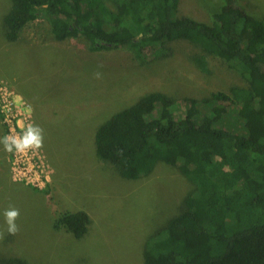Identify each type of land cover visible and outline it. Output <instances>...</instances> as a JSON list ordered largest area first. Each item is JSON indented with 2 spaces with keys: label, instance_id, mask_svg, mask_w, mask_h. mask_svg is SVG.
<instances>
[{
  "label": "rangeland",
  "instance_id": "374dc122",
  "mask_svg": "<svg viewBox=\"0 0 264 264\" xmlns=\"http://www.w3.org/2000/svg\"><path fill=\"white\" fill-rule=\"evenodd\" d=\"M237 2L264 16V0ZM223 3L179 0L176 14L210 22L211 12ZM9 5L10 0H0V139L35 125L42 129L43 147L7 152L0 143V258L28 264H143L145 239L180 209L191 185L165 163L136 179L123 178L114 164L97 158V126L149 92L176 101L195 98L205 109L204 99L212 93L246 86L245 80L224 60L185 40L138 52L128 46L90 50L79 35L55 40L44 17L29 21L16 42H5L1 19ZM199 54L205 55L206 70L195 63ZM39 105L44 120L38 118ZM223 125L235 126L229 116ZM5 126L12 128L9 135ZM17 164L20 179L12 177ZM9 207L20 212L16 235L6 233ZM76 210L90 220L80 238L54 227L60 213Z\"/></svg>",
  "mask_w": 264,
  "mask_h": 264
},
{
  "label": "trees",
  "instance_id": "16d2710c",
  "mask_svg": "<svg viewBox=\"0 0 264 264\" xmlns=\"http://www.w3.org/2000/svg\"><path fill=\"white\" fill-rule=\"evenodd\" d=\"M223 1L210 22L177 15L179 0H10L1 19L9 43L38 17L48 20L55 40L79 35L90 50L138 52L185 40L245 80L246 86L212 93L205 109L195 98L149 92L97 126L95 154L123 178L165 163L191 185L180 209L145 239L143 264H264V16ZM204 54L194 58L201 70ZM225 116L234 127L223 125ZM89 222L83 210L65 211L54 227L80 238ZM0 264L28 263L0 258Z\"/></svg>",
  "mask_w": 264,
  "mask_h": 264
},
{
  "label": "clouds",
  "instance_id": "9594fccd",
  "mask_svg": "<svg viewBox=\"0 0 264 264\" xmlns=\"http://www.w3.org/2000/svg\"><path fill=\"white\" fill-rule=\"evenodd\" d=\"M43 8H47V5H41ZM96 78H100V73H96ZM0 143L4 145V149L7 152H26L30 149H41L43 147V136L42 129L35 125H29L22 135L19 136H5L0 139ZM20 215L19 209L14 207H9L4 212L6 233L8 235H16L19 232V226L16 221ZM4 233H0V238H2Z\"/></svg>",
  "mask_w": 264,
  "mask_h": 264
},
{
  "label": "built area",
  "instance_id": "2783aa9c",
  "mask_svg": "<svg viewBox=\"0 0 264 264\" xmlns=\"http://www.w3.org/2000/svg\"><path fill=\"white\" fill-rule=\"evenodd\" d=\"M0 111H1V110H0ZM1 113H2V112H1ZM7 128H8V131H7L8 134H7V135H9V132L12 131V128L9 127V126H8ZM19 165H20V164H17L16 166H13V167H12V170H13L12 177H13V178H15V176L17 175L18 179H20L19 176L23 175V174L21 173V169L18 170ZM38 166H39V163H37L36 167H38ZM33 185H34V184H33ZM36 186H37V185H36Z\"/></svg>",
  "mask_w": 264,
  "mask_h": 264
},
{
  "label": "crops",
  "instance_id": "0c3cea01",
  "mask_svg": "<svg viewBox=\"0 0 264 264\" xmlns=\"http://www.w3.org/2000/svg\"><path fill=\"white\" fill-rule=\"evenodd\" d=\"M38 108V110H36L39 114H37L38 115V118H39V116H40V119H42V120H44V119H46V117H44V116H42V113H43V110H42V108H44V106H41V105H39V106H37L36 107V109ZM46 109V108H45ZM48 110V109H47ZM49 112H54V110H48ZM47 117H49L48 115H47ZM40 124L41 123H43V124H50L48 121L47 122H43V121H38Z\"/></svg>",
  "mask_w": 264,
  "mask_h": 264
}]
</instances>
